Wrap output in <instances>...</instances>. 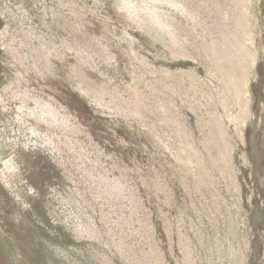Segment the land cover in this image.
<instances>
[{
  "label": "rangeland",
  "instance_id": "obj_1",
  "mask_svg": "<svg viewBox=\"0 0 264 264\" xmlns=\"http://www.w3.org/2000/svg\"><path fill=\"white\" fill-rule=\"evenodd\" d=\"M0 264H264V0H0Z\"/></svg>",
  "mask_w": 264,
  "mask_h": 264
}]
</instances>
